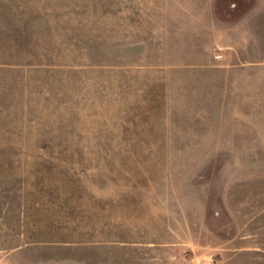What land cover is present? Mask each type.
<instances>
[{
	"label": "rangeland",
	"instance_id": "374dc122",
	"mask_svg": "<svg viewBox=\"0 0 264 264\" xmlns=\"http://www.w3.org/2000/svg\"><path fill=\"white\" fill-rule=\"evenodd\" d=\"M0 264H264V0H0Z\"/></svg>",
	"mask_w": 264,
	"mask_h": 264
}]
</instances>
